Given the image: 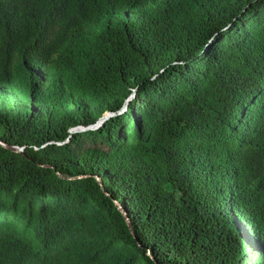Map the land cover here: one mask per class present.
I'll use <instances>...</instances> for the list:
<instances>
[{"label": "trees", "instance_id": "16d2710c", "mask_svg": "<svg viewBox=\"0 0 264 264\" xmlns=\"http://www.w3.org/2000/svg\"><path fill=\"white\" fill-rule=\"evenodd\" d=\"M0 213V264H264V0H0Z\"/></svg>", "mask_w": 264, "mask_h": 264}, {"label": "water", "instance_id": "95a60500", "mask_svg": "<svg viewBox=\"0 0 264 264\" xmlns=\"http://www.w3.org/2000/svg\"><path fill=\"white\" fill-rule=\"evenodd\" d=\"M105 120H106V117L102 116L94 124H91V125H88V126H77V127H74V128L71 129V132L97 128L98 126L102 125ZM6 147L11 149V150H14V151H21L20 148H17V147H14V146L6 145ZM124 216H125V219L128 221V218H127L126 214H124ZM128 226L130 227L129 223H128Z\"/></svg>", "mask_w": 264, "mask_h": 264}, {"label": "rangeland", "instance_id": "374dc122", "mask_svg": "<svg viewBox=\"0 0 264 264\" xmlns=\"http://www.w3.org/2000/svg\"><path fill=\"white\" fill-rule=\"evenodd\" d=\"M132 97V95L130 96ZM129 97V98H130ZM128 107H127V103H124L123 106H122V109L119 111V112H123L125 110H127ZM112 115V113L108 112V111H104L102 116H105L106 119H108L110 116ZM101 116V117H102ZM80 131H84V130H80ZM0 218H7V219H10L12 221H15L17 224L21 225L19 219H17L15 216L11 215V214H7V213H0Z\"/></svg>", "mask_w": 264, "mask_h": 264}]
</instances>
